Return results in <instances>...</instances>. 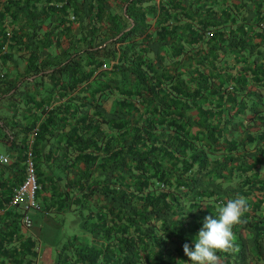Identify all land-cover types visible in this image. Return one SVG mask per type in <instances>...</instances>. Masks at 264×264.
Segmentation results:
<instances>
[{
	"label": "trees",
	"instance_id": "1",
	"mask_svg": "<svg viewBox=\"0 0 264 264\" xmlns=\"http://www.w3.org/2000/svg\"><path fill=\"white\" fill-rule=\"evenodd\" d=\"M124 7L122 20L105 0H0V100L11 106L0 141L18 154L0 164L24 170L30 147L37 169L57 158L76 170L42 197L48 211L77 210L89 236L66 242L56 264H190L184 243L194 248L203 218L238 195L248 211L219 264H264V0ZM32 105L45 119L22 123ZM13 172L17 184L24 172ZM14 248L10 264H32L34 239Z\"/></svg>",
	"mask_w": 264,
	"mask_h": 264
},
{
	"label": "rangeland",
	"instance_id": "2",
	"mask_svg": "<svg viewBox=\"0 0 264 264\" xmlns=\"http://www.w3.org/2000/svg\"><path fill=\"white\" fill-rule=\"evenodd\" d=\"M124 2L125 0H109L108 8H111L110 12L117 14L121 18L122 11L124 9ZM69 18L76 20L70 16ZM53 19L54 21L51 23V25H54L56 22L55 17L52 15L51 20ZM99 25L104 30L108 29L109 27V24L102 22H99ZM77 28L78 23H76V31H78ZM74 30L75 29L73 27L72 33H77ZM62 39L65 44L67 38L62 36ZM56 51H58V49L55 46H51L47 49H44L42 51V55L48 54L53 56ZM26 57V53H22L19 57H17V64L12 66L13 68L10 69L9 73L11 75L20 73L23 70ZM9 105V102L6 99L0 100V115L10 109ZM108 105H112V103L109 101L107 102V106ZM1 153H10L9 148L3 141H0V154ZM12 158L13 156H11V159ZM56 160L57 158H51L49 160L42 161L38 165L41 174L39 175V179H41L40 181L42 185L41 195H39L40 206L39 208L30 207L27 209V215L31 219V226H23L19 220V223H21L25 233L33 236L36 242L37 255L32 257V264H56V255L66 242V244H68V241L75 239V237L76 239L77 237L78 239H85L86 237H89L88 233H84L86 230L82 226L83 217L77 210H60V212H51L43 206L42 197H45L43 193L44 191L51 192V186L49 184L51 179H54L56 175H60L62 180L58 181V183L63 184L68 177H74L76 175V170H72L70 168L67 170H62L54 165ZM6 170H9L8 167L0 164V172L3 173Z\"/></svg>",
	"mask_w": 264,
	"mask_h": 264
},
{
	"label": "clouds",
	"instance_id": "3",
	"mask_svg": "<svg viewBox=\"0 0 264 264\" xmlns=\"http://www.w3.org/2000/svg\"><path fill=\"white\" fill-rule=\"evenodd\" d=\"M215 211L218 214L215 218L213 215H206L203 218V225L195 238L194 248L188 243L183 245V251L190 264H219L218 252L233 251L232 228L243 222L242 217L248 211V202L245 197L238 195L228 199L226 203L215 205Z\"/></svg>",
	"mask_w": 264,
	"mask_h": 264
},
{
	"label": "crops",
	"instance_id": "4",
	"mask_svg": "<svg viewBox=\"0 0 264 264\" xmlns=\"http://www.w3.org/2000/svg\"><path fill=\"white\" fill-rule=\"evenodd\" d=\"M117 1V0H114ZM106 4L109 6V0H105ZM109 10H111V8H108ZM76 23H78L77 21L73 22V27H74V31L75 32H79V26H78V31H76ZM51 47V46H50ZM50 50V49H49ZM48 50V51H49ZM9 64V63H8ZM13 68V67H11ZM61 99V98H60ZM59 97H56V99H54V103H57L60 101ZM59 100V101H58ZM50 108L52 107L51 104H49ZM11 107V106H10ZM25 108L20 107V112L18 113V116H20L22 123H24V120H28L29 118L32 120L36 119L38 123L42 122L45 118H44V114H40L38 108H36L35 106H31L29 107L26 111H24ZM30 111V112H29ZM17 130H19V132L22 134V129L20 127L17 128ZM53 130V129H52ZM41 135L35 134V133H29L28 134V138L32 139L34 138V140H36V142H38L39 147H43L47 148L48 144L44 141V139H41ZM50 142V141H49ZM14 152V151H12ZM4 154H10L12 156V154L14 155H18L16 152L11 154L10 153H4ZM36 159H38V156H35ZM17 163V162H16ZM22 163V162H20ZM41 163V161H40ZM38 163V164H40ZM81 163H79L80 165ZM22 165V164H21ZM20 165L15 166V168L13 169V171L15 170L16 172L19 170V172H24L23 169H19ZM13 171H9L6 170L5 172L1 173L0 172V181H4V185H0V264H10L11 259H15L13 256H15V252H14V247L15 245L20 242H25V243H29L31 242V240L34 239L33 236H31L30 234L25 233V231L23 230L24 228L21 226V223L17 222L16 224L13 221V217L15 216L16 211H20L19 207H8L5 204V201L8 199V197L11 194L12 188H11V184H13V180L12 177L14 178V174L12 175V173H14ZM38 175L40 174V170L39 167L37 169ZM41 178V177H40ZM41 180V179H39ZM43 180V179H42ZM16 184H13V186ZM41 195V190L40 193ZM39 194H38V199H39ZM44 195L50 196L51 192H47L44 191L43 193Z\"/></svg>",
	"mask_w": 264,
	"mask_h": 264
},
{
	"label": "built area",
	"instance_id": "5",
	"mask_svg": "<svg viewBox=\"0 0 264 264\" xmlns=\"http://www.w3.org/2000/svg\"><path fill=\"white\" fill-rule=\"evenodd\" d=\"M71 18H75V15L71 14ZM106 62L102 63V67H107ZM45 108H50L49 104L44 105ZM34 133V130L32 131ZM31 132V133H32ZM24 157V175L16 185L13 186L12 191L8 199L5 201L6 206L8 207H19L22 215L20 221L23 226H31V219L27 215V209L39 208L40 203L38 199V192L41 189V181L39 180L37 172V162L34 157L33 150L28 147L25 150ZM10 154H0V162L10 163L11 162Z\"/></svg>",
	"mask_w": 264,
	"mask_h": 264
},
{
	"label": "water",
	"instance_id": "6",
	"mask_svg": "<svg viewBox=\"0 0 264 264\" xmlns=\"http://www.w3.org/2000/svg\"><path fill=\"white\" fill-rule=\"evenodd\" d=\"M124 9H125V7H124Z\"/></svg>",
	"mask_w": 264,
	"mask_h": 264
}]
</instances>
